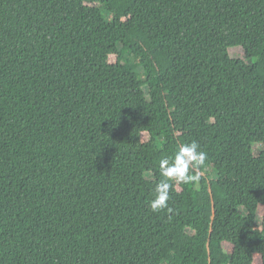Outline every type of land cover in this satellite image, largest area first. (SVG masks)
I'll use <instances>...</instances> for the list:
<instances>
[{
	"label": "trees",
	"instance_id": "1",
	"mask_svg": "<svg viewBox=\"0 0 264 264\" xmlns=\"http://www.w3.org/2000/svg\"><path fill=\"white\" fill-rule=\"evenodd\" d=\"M192 140L206 170L152 211L159 161ZM257 254L264 0H0V264Z\"/></svg>",
	"mask_w": 264,
	"mask_h": 264
},
{
	"label": "clouds",
	"instance_id": "2",
	"mask_svg": "<svg viewBox=\"0 0 264 264\" xmlns=\"http://www.w3.org/2000/svg\"><path fill=\"white\" fill-rule=\"evenodd\" d=\"M206 160L207 152L195 140L181 144L171 156L162 158L159 161V173L163 179L155 185L154 196L149 201L151 210L159 211L168 207L173 183L195 184L206 170Z\"/></svg>",
	"mask_w": 264,
	"mask_h": 264
},
{
	"label": "rangeland",
	"instance_id": "3",
	"mask_svg": "<svg viewBox=\"0 0 264 264\" xmlns=\"http://www.w3.org/2000/svg\"><path fill=\"white\" fill-rule=\"evenodd\" d=\"M232 54L236 57H242L243 56V52L241 51L240 48L237 49H233ZM134 66H136V64L133 62ZM173 120H174V124L177 130L178 134H182L183 132H185V127L179 122V120L177 119L176 116H173ZM262 145H258L256 146V153H259V151L262 149ZM222 178H226L225 176L222 175ZM261 212L259 213L258 217H259V221H261V216H260ZM80 226H84V223H80ZM255 264H262V258L259 254L256 255L255 258Z\"/></svg>",
	"mask_w": 264,
	"mask_h": 264
}]
</instances>
